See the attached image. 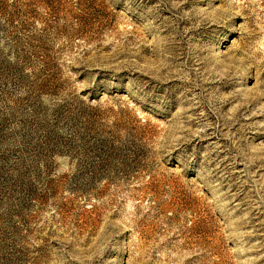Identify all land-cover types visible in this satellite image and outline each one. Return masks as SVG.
<instances>
[{"label": "rangeland", "instance_id": "rangeland-1", "mask_svg": "<svg viewBox=\"0 0 264 264\" xmlns=\"http://www.w3.org/2000/svg\"><path fill=\"white\" fill-rule=\"evenodd\" d=\"M0 264H264V0H0Z\"/></svg>", "mask_w": 264, "mask_h": 264}]
</instances>
